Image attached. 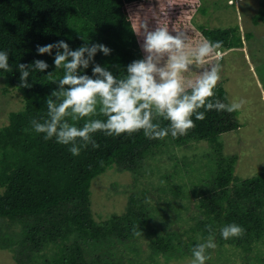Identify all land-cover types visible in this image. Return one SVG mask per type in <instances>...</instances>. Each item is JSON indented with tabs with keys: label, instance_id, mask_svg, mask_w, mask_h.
Segmentation results:
<instances>
[{
	"label": "trees",
	"instance_id": "trees-1",
	"mask_svg": "<svg viewBox=\"0 0 264 264\" xmlns=\"http://www.w3.org/2000/svg\"><path fill=\"white\" fill-rule=\"evenodd\" d=\"M154 1L0 0V51L9 53L10 66L8 72L0 70V76L5 79V91L17 89L25 99V107L13 110L9 123L0 126V186L4 188L0 192V218L23 224L15 255L18 264H124L122 245L134 246L139 240H147L152 252L166 259L193 256L195 245L210 235L219 246H236L245 253L264 244V168L240 178L235 174L237 155L228 156L222 150L220 135L239 127L238 111L211 110L203 121L193 116L195 127L177 138L170 132L160 140L146 138L143 130L130 137L127 133L117 137L98 131L93 139L99 147L89 144L81 148L78 156L70 153L71 145L58 144L55 138L45 140L44 134L35 132L31 125L33 119L43 123L47 118L46 100L53 91H59L58 80L63 76V70L54 65L57 50L53 49L52 55H41L37 45L43 47L63 40L75 51L84 44H103L111 53L105 56L98 51L94 63L120 79L126 75L128 64L145 56L141 48L145 22L149 30L165 27L172 35L184 31L189 48L207 40L222 41L223 50L242 40L237 34L239 26L197 25L194 15L202 9L201 0H168L161 7V15L155 11ZM253 19L264 22V0H260ZM35 60H42L49 67L43 72L29 67L27 83L31 87H21L18 65L31 66ZM214 63L215 58L211 57L205 67ZM92 66L90 63L81 74L91 76ZM199 72V68H191L183 73V82L194 81ZM214 93L213 101L231 104L223 85L217 84ZM52 99L56 101L55 97ZM90 118L106 119L99 113ZM87 119L76 125L82 127ZM159 123L162 128L169 125L163 119ZM191 141H209L214 156L207 183L210 184L197 192V210L190 213L194 221L187 228L181 222L173 229L174 224H170V229H153L152 208L146 195L137 193L129 195L123 213L96 219L91 206V185L96 176L116 166L133 172L137 179L142 162L149 155L157 154L167 143L182 146ZM233 223L244 229L243 235L224 240L221 229ZM208 225L212 226L211 233ZM134 229L141 235L134 236ZM2 234L3 247L6 243ZM92 244L105 249L90 259L87 245ZM51 247L54 252L50 254L54 255L40 260L38 250Z\"/></svg>",
	"mask_w": 264,
	"mask_h": 264
},
{
	"label": "rangeland",
	"instance_id": "rangeland-1",
	"mask_svg": "<svg viewBox=\"0 0 264 264\" xmlns=\"http://www.w3.org/2000/svg\"><path fill=\"white\" fill-rule=\"evenodd\" d=\"M167 2L154 1V9L159 15ZM259 5L260 0H234L232 3L229 0H201L202 9L194 15L197 25L240 28L237 34L242 40L236 46L222 50L224 55L219 61L221 79L218 82L227 89L230 103L245 101L236 116L239 127L220 135L223 153L238 157L235 174L240 178L252 176L264 168V22L253 19ZM4 81L0 76V126L9 123L13 110L25 107L22 93L14 88L5 91ZM213 156L209 141H191L182 146L167 143L157 154L143 160L137 179L129 170L108 167L92 180L93 214L102 220L113 213H123L131 193L145 194L153 212V229H170V224H174L173 229L181 222L186 227L194 221L190 213L197 210V192L203 191L210 180ZM3 190L0 186V192ZM23 230L20 221L0 218V233L6 243V246L0 245V264H18L15 255ZM214 243L216 247L206 253L210 258L205 264H264V244L245 253L236 246ZM126 244L121 247L124 264H191L193 259V256L166 259L163 255H155L147 240H139L134 246ZM87 247L90 259L105 249L94 244ZM52 249L38 250L37 256L40 260L42 257L51 258L54 255L50 254L54 252Z\"/></svg>",
	"mask_w": 264,
	"mask_h": 264
},
{
	"label": "clouds",
	"instance_id": "clouds-1",
	"mask_svg": "<svg viewBox=\"0 0 264 264\" xmlns=\"http://www.w3.org/2000/svg\"><path fill=\"white\" fill-rule=\"evenodd\" d=\"M142 30L141 48L145 56L128 64L126 75L120 79L94 63L98 51L105 56L111 53V49L103 44H84L75 51L70 50L69 44L63 40L43 47L37 45L41 55H52L53 49L57 50L54 65L57 70H63V76L58 80L59 91H53L46 100L47 118L43 123L36 119L31 121L35 132L43 133L45 140L55 138L58 144L71 145L70 153L78 156L81 148L89 144L93 148L99 147L93 139V134L98 131L117 137L127 133L130 137L143 130L146 138L160 140L170 132L173 138H177L195 127L193 116L203 121L208 111L232 113L242 108L244 100L225 104L211 99L221 79L219 61L224 55L222 41L212 43L204 40L189 48L188 35L184 31H176L172 35L165 27L149 30L147 22ZM211 57L217 62L205 67ZM90 63L93 64L92 75L81 74ZM192 65L200 69L199 75L185 84L183 73L190 71ZM18 67L21 72L20 86L28 88L31 85L27 83L30 75L27 69L34 67L43 72L49 65L35 60L31 66L19 64ZM0 70L10 71L9 53L6 51H0ZM98 113L106 119L90 118ZM85 118L89 119L78 127L76 122ZM160 119L168 121V127L162 128ZM207 227L211 233L212 226ZM243 233L244 229L234 223L221 229L224 240L240 237ZM133 235L139 236L141 232L134 229ZM213 241L210 235L205 242L195 245L191 264H205L210 258L206 251L216 247Z\"/></svg>",
	"mask_w": 264,
	"mask_h": 264
}]
</instances>
